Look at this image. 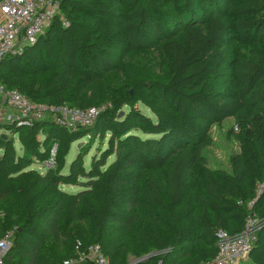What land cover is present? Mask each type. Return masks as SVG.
<instances>
[{"label": "trees", "instance_id": "1", "mask_svg": "<svg viewBox=\"0 0 264 264\" xmlns=\"http://www.w3.org/2000/svg\"><path fill=\"white\" fill-rule=\"evenodd\" d=\"M60 10L34 44L2 58L0 83L34 102L79 108L106 101L131 106L128 88H146L156 99L147 103L156 119L136 109L120 117L106 109L92 125L73 131L49 115L5 127L0 237L8 229L16 233L5 263L57 264L73 255L76 240L98 243L109 264L150 251L165 252L135 264L212 259L218 229L238 233L247 215L264 212V188L256 194L264 185V0H62ZM231 35L250 47L227 59ZM138 51H159L165 75L131 76L125 55ZM80 70L95 73L97 83L86 84ZM221 70L228 72V89L215 84L226 76ZM122 75L115 87L100 88L108 76ZM227 117L240 150L227 169L213 170L202 154L212 144L207 125ZM104 132L116 142L113 161L94 157L86 168L80 153L61 171L72 142ZM54 143L56 167L32 168ZM60 184L82 189L71 193ZM248 257L239 264H264V226Z\"/></svg>", "mask_w": 264, "mask_h": 264}, {"label": "built area", "instance_id": "2", "mask_svg": "<svg viewBox=\"0 0 264 264\" xmlns=\"http://www.w3.org/2000/svg\"><path fill=\"white\" fill-rule=\"evenodd\" d=\"M62 0H0V61L8 55L22 53L27 46L36 42L55 16L60 15ZM63 24L67 25L63 19ZM0 98L9 108L22 115L23 122L30 125L47 115L59 126L73 131L79 126H90L96 120L104 105L87 108L68 105H49L34 102L14 88L0 83ZM20 122V117H17ZM16 119V120H17ZM18 121V120H17ZM22 122V121H21ZM57 144L54 143L48 155L39 163L44 171L57 165ZM254 201H251V207ZM263 221V220H262ZM261 222L254 214L246 217L240 232L231 234L224 229L215 233L216 255L202 264H239L247 259L257 239ZM12 231L6 230L0 237V264H6L4 256L11 245ZM57 264H109L98 243H74V253Z\"/></svg>", "mask_w": 264, "mask_h": 264}, {"label": "rangeland", "instance_id": "3", "mask_svg": "<svg viewBox=\"0 0 264 264\" xmlns=\"http://www.w3.org/2000/svg\"><path fill=\"white\" fill-rule=\"evenodd\" d=\"M230 40L227 44H225L226 49V58L232 59L234 54L238 49L240 50H247L250 47V44L241 45L239 44L234 36H230ZM261 51L264 49V44L261 46ZM125 67L127 69V72L131 76L135 77H145V78H162L163 75H165V57L159 52V51H138V52H128L125 55L124 60ZM81 73H83L86 76V84L92 86L95 83H97V75L95 73H87L83 70H80ZM222 75H226L224 78L216 79L215 84L219 88H225L228 89L229 87V80L227 76L226 70H221ZM122 75L120 78L114 77V76H108L106 79L102 80V84L100 88L102 90L107 91L109 87H115L118 85L119 81L123 79ZM130 94H131V106L123 105L121 108H115L111 101H106L103 103L104 110L109 109L112 110L114 116L117 115L120 117L123 112H128L129 109H136L139 111H142L152 119H156L155 113L152 111V108L147 104H156V99L151 98V94L148 93V90L146 88L144 89H135L133 87L128 88ZM166 114L170 115L171 119L174 121L177 119L175 111H168ZM17 117H20V125H27L23 122L22 115L19 111L16 109L9 108L7 103L4 102L0 98V133L9 135V132L7 129L4 130L5 127H11L13 123H15L17 120ZM17 119V120H16ZM22 121V122H21ZM236 132V129L234 127V121L232 117H227L223 119L222 121L218 123L208 124L207 125V133L212 138V144L208 147L203 148L202 154L205 156L207 160V166L210 169H218L223 168L227 169L230 165L229 158L231 155L239 152L240 146L239 142L236 139L234 133ZM139 135H143L141 130H138L137 132ZM144 137H155L154 135H143ZM41 139V136H40ZM14 146L17 152L22 151V146L17 138L14 139ZM116 146V142L112 143L110 142V133L104 132L103 136L97 137L96 139H88L87 137L77 140L75 142H72L69 146L68 153L66 154L64 158L63 167L61 168V171L63 173H66L69 170L70 163L72 160H74L80 153H83V165L84 167H88L91 164L92 158L98 157V158H106V165L109 164L111 161L115 159V154L110 153L111 149H114ZM105 165V166H106ZM32 168L37 169L39 172L43 173L45 172L39 165V163H35L32 165ZM62 190L75 193L82 189L81 186L75 185V184H60L59 186ZM264 185L260 184L256 188V194L257 196L263 193ZM252 208V207H250ZM258 221L261 222V226H264V212L259 213V216L257 217ZM263 220V221H262ZM9 231H12V239L11 243L15 242V230L14 229H8ZM165 251H150L146 255L142 256H133L129 255L127 259V264H135L137 260L145 257H148L151 254H162ZM247 261H250V258L248 257L246 259ZM160 264V262L158 263Z\"/></svg>", "mask_w": 264, "mask_h": 264}, {"label": "water", "instance_id": "4", "mask_svg": "<svg viewBox=\"0 0 264 264\" xmlns=\"http://www.w3.org/2000/svg\"><path fill=\"white\" fill-rule=\"evenodd\" d=\"M4 137H5V136H4ZM141 260H143V258H141V259L137 260V262H138V261H141Z\"/></svg>", "mask_w": 264, "mask_h": 264}]
</instances>
